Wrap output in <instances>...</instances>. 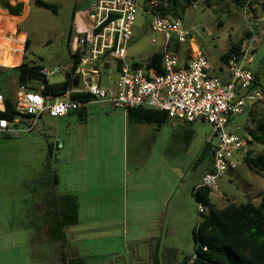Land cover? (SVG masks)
Instances as JSON below:
<instances>
[{"label": "crops", "instance_id": "obj_1", "mask_svg": "<svg viewBox=\"0 0 264 264\" xmlns=\"http://www.w3.org/2000/svg\"><path fill=\"white\" fill-rule=\"evenodd\" d=\"M9 2H22L23 8L18 16L10 15L0 8L4 14L18 18L17 21H6L4 25L0 23V26L9 30L6 38L14 35V21L18 27L30 9V0ZM84 3L90 5L89 0ZM144 13L148 15L145 11ZM76 14L75 32L79 35L78 32L89 28L93 23V11L89 6V9H78ZM17 35L28 40L24 31ZM76 35L71 39V52L76 48ZM0 40L6 42L3 37H0ZM191 44L194 45L192 42ZM24 51L23 47L22 52L17 50L15 53L20 56V61L15 66L23 61ZM0 67L13 66L0 64ZM109 67L108 62L99 68L100 78L97 81L100 86L101 71L109 70ZM214 70L211 76L218 77L222 82L229 79L225 64L218 65ZM67 74L68 71L61 81L67 78ZM101 87L110 88L107 84ZM243 94V91L236 90L237 97ZM13 97L14 95L12 99ZM85 107L86 115L83 120H80L75 111L61 117L42 114L34 130L18 138H8L17 139L15 149H21L22 144L17 143L26 141L28 134H42L49 158L53 155L52 151L51 156L48 154V144L51 143L53 149V142H56L57 184L53 185L48 179L49 173L43 183L39 181L43 191L42 205L39 206L41 221L38 226L41 228L37 229V242L48 247L56 255V264H69L70 260L76 258H82L84 264H171V259L175 257H181L179 264H183L184 259L190 256L193 250L192 230L196 225L197 214V201L193 190L200 184L207 168H210V158L199 179L194 178L184 188L181 185L184 169L176 166L187 162L189 140H186V144L178 146L175 143L179 142H172L162 132L166 123L158 125L131 120L126 111L113 108L106 101L92 100L86 103ZM249 118L252 121L250 111ZM168 120L172 121V127L187 124L174 120L177 122L175 124L173 119ZM247 131L249 132V129ZM161 136L163 141L158 142ZM185 138L190 137L185 135ZM241 138L246 140V137ZM200 155L201 152H198L196 162L200 163L202 160L203 163ZM176 171L178 174L175 178ZM232 172L234 170L229 173ZM62 193L76 194L79 204L78 223L64 229L59 227L55 204V197ZM212 195L210 202L214 205ZM223 206L225 205L218 209ZM115 210L121 211L119 218L115 216L108 220L104 212ZM22 212L21 229L6 231L2 236L6 240H2L6 244L10 242L12 246L15 238L8 237L16 235L17 241L25 242L27 250V247L31 248V232L24 231L23 224L27 221L25 226L30 228V215L29 210L22 209ZM82 212L84 225L80 224ZM5 225L8 228L14 226L12 217L11 222L7 220ZM175 230L179 232L177 235Z\"/></svg>", "mask_w": 264, "mask_h": 264}, {"label": "rangeland", "instance_id": "obj_2", "mask_svg": "<svg viewBox=\"0 0 264 264\" xmlns=\"http://www.w3.org/2000/svg\"><path fill=\"white\" fill-rule=\"evenodd\" d=\"M33 1L30 0L29 13L19 23L18 27L15 26V21L18 18H11L12 16L4 14L2 11H0V23L15 20L14 35L24 31L28 37V45L24 38L21 45V52L23 47L24 49L27 47L24 51L23 61L41 64L50 70L58 68V72L47 76L50 82L56 83L64 78L72 63L70 57L71 39L76 35V13L78 9H89L90 5L87 3L86 5L85 0H43L57 5V13L54 14L48 9L37 7ZM137 2L139 8L132 27V40L127 46V59L130 63L134 61L143 62L158 50L161 40V36L155 34L150 27L151 16L145 15L142 10V0H137ZM191 2L193 4L187 6L181 14L183 26L190 33L187 47L190 49L191 56L195 55L197 50L206 56L211 66L209 74H213L214 69L223 64L220 56L230 44L240 38L244 39L243 43L252 38L254 59L251 68L253 67L255 70L257 65L264 63V12L258 2L251 0L246 8L241 9L234 7L232 0H211V5H208L207 0H191ZM247 32H253L251 37H247ZM21 38L18 36L17 40ZM6 39L4 38L5 41ZM152 39L156 40V44H151ZM10 46L12 53H17V48L14 49L13 45ZM6 53V50H0V63ZM115 61L110 59L109 70L101 71V86L107 84L113 87L118 75ZM5 69V67H0V70ZM15 79L14 71H11V73L7 70L0 72V91L5 95L13 96L18 88ZM249 109L244 108L242 113L228 116L226 130L234 131L239 137H247V130H254L256 121L264 117V104L258 102L252 104ZM249 111L253 123L255 121L254 124L250 121ZM171 122L168 119L164 122L166 124L162 132L165 136H168L172 142H179L175 143L178 146L179 144H186L185 142L189 140L188 160L176 166L184 169V178L181 185L186 188L194 178L199 179L203 167L209 161V157L205 155L203 163L196 162L197 153L203 151L206 142L216 144L217 134L213 132L210 124L201 119L187 123L185 126L178 125L174 121L177 125L172 127ZM189 131L192 133L190 134ZM38 134H28L26 141L17 143L18 145L22 144L21 149H15V140L17 139L0 137V264H56V255L48 247L37 242L36 238L38 236L37 229L41 228L38 226L41 221L39 206L42 205L41 193L43 191L39 181L41 180V183H43V176H45L46 171L50 170L49 168L52 167L56 172V142H53L54 147L51 150L53 156L49 158L46 155L47 148H45V142L42 139L43 135ZM185 135L190 138L186 139ZM162 138L163 136L159 138L158 142H162ZM249 147L251 155L262 152V148H264V146L258 144ZM177 174L176 171L175 178ZM34 189L37 192L33 191ZM263 196L264 178L255 171L250 170L240 160L234 172L231 174L228 172L217 179V191L213 193L212 200L214 206L219 208L221 205L227 204V199L235 202H252L257 205L261 203ZM36 202L37 205L34 206ZM22 209L29 210L30 215V228L25 226L27 221L23 224L24 231L30 230L31 232V248L28 249L27 247V250L25 242L17 241L16 235L8 237V239L15 238L14 244H12L13 247L10 242L6 244L4 242L6 238L2 237L6 234V231L21 229L23 222ZM119 211L104 212V215L108 220L113 219L115 216L119 218L121 212ZM11 217L14 228H8L5 225L7 220L11 222ZM197 220L198 209L196 223ZM80 224H85L83 212ZM178 233L175 230V235ZM191 252L194 253V247ZM181 261V257H175L171 259L170 263L179 264Z\"/></svg>", "mask_w": 264, "mask_h": 264}, {"label": "built area", "instance_id": "obj_3", "mask_svg": "<svg viewBox=\"0 0 264 264\" xmlns=\"http://www.w3.org/2000/svg\"><path fill=\"white\" fill-rule=\"evenodd\" d=\"M89 2L93 23L74 37L75 51L82 56L74 72L69 74L71 79L78 78L79 87H71L63 95L53 97L18 86L12 100V118L0 117V137L18 138L34 130L42 114L61 117L79 110L83 102L72 99V92L90 93L93 100L106 101L123 111L142 106L165 111L170 119L184 123L201 119L211 125L217 142L211 150V171L203 174L197 187H206L213 194L217 191V179L236 169L238 160L247 151L246 140L226 130L228 116L240 114L247 105L264 99L262 89L250 87L254 80L252 38L243 43L239 56H232L225 63L229 79L222 82L208 73L210 65L202 52L197 50L191 56L189 51V58L185 59L182 53L173 51V44L187 45L190 33L180 17L154 13L160 6L167 7L169 0H142V9L151 16L152 31L161 36L159 52L163 73L155 74L145 64L133 67L127 59V46L139 8L137 0ZM151 44H156V40L152 39ZM110 59L119 62L118 75L113 87L102 88L97 81L99 68ZM56 72L58 68L40 70L46 77ZM238 89L244 92L240 97L236 96ZM4 111L0 95V112ZM197 204L198 212H204L205 207L200 202ZM194 258L192 254L185 264H194Z\"/></svg>", "mask_w": 264, "mask_h": 264}, {"label": "trees", "instance_id": "obj_4", "mask_svg": "<svg viewBox=\"0 0 264 264\" xmlns=\"http://www.w3.org/2000/svg\"><path fill=\"white\" fill-rule=\"evenodd\" d=\"M232 1L234 7L241 9L246 8L251 0ZM255 1L260 4V7L264 12V0ZM33 3L37 7L48 9L54 14L57 13V5L53 3H48L43 0H34ZM169 3L170 4L167 7L160 6L154 10V13H158L162 16L169 15L181 18L184 9L192 2L191 0H169ZM207 3L208 5H211L212 2L211 0H207ZM0 8L6 10L10 15L18 16L22 11L23 4L22 2L11 4L9 0H0ZM8 33V29L0 26V37H3L4 39L8 36ZM252 33L247 32V37H251ZM243 40V38H240L227 47L226 51L220 56V60L223 64H225L232 56H239L241 54ZM0 43H2L1 40ZM26 44L28 45V40L26 41ZM26 48L27 47H25V49ZM172 49L175 52L182 53L185 59L189 58L187 52H189L190 49L186 46H177L176 44H173ZM70 57L72 63L68 69L69 74L73 73L79 65L81 61V53L78 50L71 52ZM161 59V53L156 51L150 55L146 61L132 62V66L137 67L145 64L146 68L152 69L155 74H162L163 68ZM43 67L44 66L41 64L22 61L19 65L6 68L5 70L10 71V73L11 71H14L16 75L15 81L18 86H24L32 91H40L44 95H50L53 97L61 96L67 92L69 88L79 87V80L77 77L72 79L71 77H68L63 81L56 83L49 82L47 77L40 73V70ZM116 69L118 72L119 62L117 61ZM251 69L254 80L250 87L262 89L264 92V63L257 65L255 70L253 68ZM5 70H0V72ZM0 95L2 96L5 109L4 112H0V117L12 118L14 114L12 96L5 95L2 92H0ZM70 97L83 102V106L75 111L80 120H83L86 115L85 104L92 101L94 96L87 92H72ZM260 102L264 104V99ZM249 106L250 105H247L246 107L248 108ZM126 113L127 117L131 120L156 123L158 125H161L169 119L165 111L142 106L128 109L126 110ZM189 132L190 134L192 133L191 131ZM246 142L247 151L242 155L240 160H242L250 170L255 171L264 178V150L251 155L249 147L252 144L264 146V117L256 121L254 130H249ZM213 146L215 145L206 142L200 155L201 159H203L205 155L210 158V168H207V172L211 171V150ZM51 150L52 145L49 143V155ZM49 169V171H46L42 180H44L47 173H49L48 179L53 182V185H56L58 180L54 169H52V167ZM193 194L196 201L200 202L205 207L204 212H198V220L196 226L192 230L194 247L193 254H195L194 264H264V196L262 197L261 203L257 205L252 202H235L227 199V204L218 209L210 202V190L208 188L196 186L193 190ZM55 204L57 208L56 218L59 219V227L61 229L78 223L79 204L76 194H58L55 197ZM191 257L192 255L186 257L183 264H185ZM69 264H84V260L82 258L72 259Z\"/></svg>", "mask_w": 264, "mask_h": 264}, {"label": "bare ground", "instance_id": "obj_5", "mask_svg": "<svg viewBox=\"0 0 264 264\" xmlns=\"http://www.w3.org/2000/svg\"><path fill=\"white\" fill-rule=\"evenodd\" d=\"M18 36L19 35L17 34L12 35L6 39V42L0 43V50L4 49L7 52L3 58V61L0 64L4 66H15L19 62L20 58L15 53H12V49L10 46L13 45L14 49L17 48L18 51L21 50V45L23 43V36H19L22 38L17 40Z\"/></svg>", "mask_w": 264, "mask_h": 264}, {"label": "water", "instance_id": "obj_6", "mask_svg": "<svg viewBox=\"0 0 264 264\" xmlns=\"http://www.w3.org/2000/svg\"><path fill=\"white\" fill-rule=\"evenodd\" d=\"M68 76H67V78L69 77V74H67Z\"/></svg>", "mask_w": 264, "mask_h": 264}]
</instances>
